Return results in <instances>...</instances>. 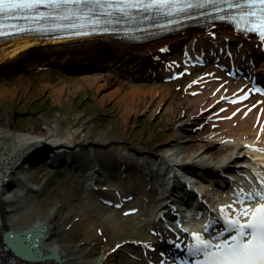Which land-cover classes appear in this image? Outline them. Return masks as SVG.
<instances>
[{"label": "bare ground", "instance_id": "1", "mask_svg": "<svg viewBox=\"0 0 264 264\" xmlns=\"http://www.w3.org/2000/svg\"><path fill=\"white\" fill-rule=\"evenodd\" d=\"M119 22L120 28L112 32L98 28L100 31L83 38L24 35L0 40V66L29 59L31 55H28L40 47L54 57L59 54L68 58L66 65L63 64L68 75L89 73L92 77L84 76L81 80L92 81V85L101 76L104 82L109 79L111 73L106 65L117 62L114 55L118 58L134 55L138 62L147 63L152 70L150 77L155 74L153 78L159 82L149 86V97L146 93L133 94L129 88L119 93L118 99L125 100L121 102L122 109L126 108L122 113V128H128L125 119L131 118L129 113L138 114L147 109L149 116H153L162 108L163 114H167L159 128L162 141L151 143L148 141L151 136H146L148 140L142 136L149 145L144 151L125 148L129 145L125 131L118 130L120 135L96 131L95 139L85 123L60 126L57 116L50 123L23 129V133L16 132L11 122L0 120V158L7 162L0 164V264H200L199 260L203 261L206 256L199 257L198 262L189 257L185 263L186 256L172 244L185 249L189 241L196 240L193 249L202 248L189 225L209 221L198 213L208 208V216L212 218L211 211L216 212L224 204L226 209L231 208L228 206L232 205V194L237 195L236 200L249 201L255 193H264V92L253 93L252 86L255 80L264 87L261 75L264 69L260 65L264 58L256 62L249 53L260 40L240 35L227 24L188 26L155 36L157 32L142 21L132 24L121 16ZM137 29L154 36L134 42L129 37L133 38ZM177 46L182 50L175 55ZM112 47L117 53L105 50ZM228 47H234L231 51L240 59L237 62L248 70L240 78L231 73H237L236 68H224V63H233L232 54L224 51ZM212 50L217 55L201 59L204 64L210 60L206 69L192 73L201 65L198 63L194 69L191 63ZM154 60L163 62V67L155 65ZM160 70L161 78L157 76ZM170 76L176 83L180 77L185 78V84L177 87L179 94L175 88L164 85L165 78ZM2 93L12 95V90L3 89ZM242 94L248 98L231 102ZM9 137H15L14 145L4 149L3 143ZM50 137L55 143L74 144V152L64 153L54 145L55 150H36L33 155L23 153L18 158L16 151L20 148L28 145V149L42 140L53 143ZM103 154L110 159L104 160ZM45 160L52 164V169L59 168L57 163L70 167L66 179L55 176L49 180L45 176L43 183L34 166ZM214 162L224 169L219 176L223 193L215 182L221 171ZM177 166L182 170L174 177L180 181L185 180V170L192 169L204 176L191 178L185 185L186 190L178 191L189 204L181 205L176 211L179 217L174 223L179 228L174 234L170 229L165 230L168 219L163 213L169 206L178 207L174 193L168 188ZM180 181L173 182L177 185ZM49 184L55 197L49 208L33 214L29 207L25 210L17 207L21 200L39 195ZM59 187H62L61 193L56 191ZM250 193L253 195L249 196ZM7 236L15 239L12 246L7 243ZM77 239L97 244L86 249L73 245ZM26 248L30 254L21 253ZM46 257L50 258L42 262L35 260Z\"/></svg>", "mask_w": 264, "mask_h": 264}, {"label": "rangeland", "instance_id": "2", "mask_svg": "<svg viewBox=\"0 0 264 264\" xmlns=\"http://www.w3.org/2000/svg\"><path fill=\"white\" fill-rule=\"evenodd\" d=\"M175 48L176 53L174 54L178 55L177 52L180 51V47ZM105 50L117 53V50L113 47ZM204 55L213 56L215 54L204 52ZM28 56H30L29 59H17L14 64L11 63L12 66L11 64L0 66V72L4 74L0 76V92L2 94L0 96V120L11 122L10 126L13 129L39 127L42 123L52 122V119L57 116L56 120L60 126H76L85 123L90 130L91 137L95 139L97 136L96 131H100L102 134L109 133V135L114 133L120 135L118 130L125 131L124 135L127 137V143H129V145H125L127 146L125 148L133 147L137 150H146L149 146L145 144V140H148L146 136H151V139L148 140L153 141L151 143H154V140L155 142L162 141L163 133L159 128H162V122L167 118V114H163L162 108L157 109L153 116H149L147 109L138 114L132 113V115L129 113L131 117L129 120L131 121L125 119V124L130 129L122 128L124 125L122 123L124 121L122 113L126 108L122 109L123 106H121V102L125 101L124 98H122V101L118 99L122 93L121 91L129 88V91H133V94L135 92L138 94L146 93L147 95L149 86L157 85L159 82L153 78L155 74L150 77L149 73L152 70L146 62H138L134 55H120V58L114 55L113 57L117 58V62L112 63L111 61L109 62L111 64L106 65L111 73L109 79L104 82L103 76L99 75L101 77L97 79V84L92 85V81H84L86 82L84 83L81 80L84 76L92 77L89 73H83L80 76L74 73L67 74V69H64L63 64L66 65L68 58L63 55L59 56L58 54L54 57L50 52L39 47V49H34ZM17 61L20 64H17ZM209 61L206 62L207 64L202 62L204 66H199L201 67L199 70L196 69L198 64L191 65L196 69L192 73L205 70L210 64ZM152 64L150 63V66H153ZM154 64H157L160 68L163 67V62L159 63L158 60H154ZM155 70L153 71L155 72ZM157 76L161 78V70ZM173 78L172 76L165 78L164 85L175 88L179 94L177 87H182L185 84V78L180 77L178 83L174 82ZM3 89L12 90V95L8 94L7 96L5 94L6 96H4ZM147 97L149 96L147 95ZM24 109L29 112H22ZM158 118L160 121H158ZM142 136L145 137L144 141L141 139ZM114 138L121 139V136H114ZM150 145L152 146V144ZM130 155H133V152H130ZM102 157L104 160L110 159L104 154ZM47 160L34 166V170L41 175L43 183L45 176H48L49 180L50 177L55 178V176L59 180L61 178L65 180L66 175L71 171L70 167L57 163L59 168L52 169V164ZM102 187H106V185H102ZM61 188H57L56 191L61 193L63 191ZM54 199V190L49 184L44 186L39 195H29L21 200L17 207L22 210L29 207L33 214L41 213L51 206L50 203ZM95 244L97 242L83 243L79 239L73 241V245L82 246L86 249H91L92 246H96Z\"/></svg>", "mask_w": 264, "mask_h": 264}, {"label": "snow or ice", "instance_id": "3", "mask_svg": "<svg viewBox=\"0 0 264 264\" xmlns=\"http://www.w3.org/2000/svg\"><path fill=\"white\" fill-rule=\"evenodd\" d=\"M106 3L109 7L113 3H128L129 0H0V14L20 9L34 8L40 4L57 5L59 3ZM248 4L258 3L261 6V12H264V0H244ZM202 3L223 4L228 7L238 6L234 0H202ZM138 6V5H137ZM191 6V5H189ZM250 15H256L255 12ZM262 35H264V23L261 24ZM253 194L250 193L249 196ZM264 201V193H255ZM250 209L245 208L240 215H249ZM252 219L247 223L241 224L239 218L228 221L230 228L236 231V235L231 236V243L224 242L218 245H210V242L204 241L193 234L200 240V244L205 248L212 246L217 248L219 255L213 261V264H264V203L258 205L255 210H251Z\"/></svg>", "mask_w": 264, "mask_h": 264}, {"label": "water", "instance_id": "4", "mask_svg": "<svg viewBox=\"0 0 264 264\" xmlns=\"http://www.w3.org/2000/svg\"><path fill=\"white\" fill-rule=\"evenodd\" d=\"M37 150L41 151L42 149L40 148V149H37ZM33 153H34V152H33ZM33 153L31 152L32 155H33ZM11 237H12V238H11ZM7 240H8L7 243H8L9 245H11V246H12V243H13V242H16L15 239L13 238V236H7ZM13 246L16 247L15 245H13ZM25 250H27V249H23L21 253L26 254V255H27V254H30V253H29L30 251H25ZM47 258H48V257H46V258H35V260L38 261V262H42L43 259H46V260H47ZM49 258H50V257H49ZM49 258H48V259H49Z\"/></svg>", "mask_w": 264, "mask_h": 264}]
</instances>
